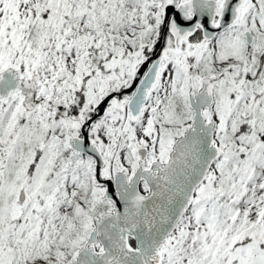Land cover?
Instances as JSON below:
<instances>
[{"label":"snow or ice","instance_id":"obj_1","mask_svg":"<svg viewBox=\"0 0 264 264\" xmlns=\"http://www.w3.org/2000/svg\"><path fill=\"white\" fill-rule=\"evenodd\" d=\"M0 264H264V0H0Z\"/></svg>","mask_w":264,"mask_h":264}]
</instances>
